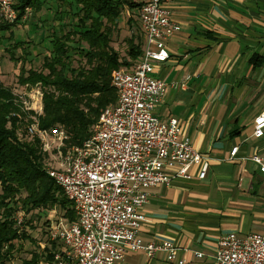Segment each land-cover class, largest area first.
Listing matches in <instances>:
<instances>
[{
	"label": "crops",
	"instance_id": "1",
	"mask_svg": "<svg viewBox=\"0 0 264 264\" xmlns=\"http://www.w3.org/2000/svg\"><path fill=\"white\" fill-rule=\"evenodd\" d=\"M163 4L181 31L168 42L169 59L153 65V74L168 85L155 113L163 122L179 119L182 137H189L209 160V170L200 179L196 165L191 179L152 188L140 230L147 241L175 242L185 264H215L211 256L222 235L264 233V175L252 159H264V136L254 135L255 120L264 111V0ZM130 12L138 14V21L133 15L129 22L139 25L146 42L140 8ZM42 13L27 23L34 35L20 40L29 43V58L37 62L50 49L49 13ZM234 147L239 149L231 159ZM197 251L205 256L197 257ZM118 264L176 263L163 254L149 258L139 251L127 253Z\"/></svg>",
	"mask_w": 264,
	"mask_h": 264
},
{
	"label": "built area",
	"instance_id": "2",
	"mask_svg": "<svg viewBox=\"0 0 264 264\" xmlns=\"http://www.w3.org/2000/svg\"><path fill=\"white\" fill-rule=\"evenodd\" d=\"M16 2L0 0L1 20L15 23L19 19ZM32 13L27 7L23 21ZM140 20L146 36L143 59L131 68L113 71L118 100L101 112L92 135L82 145L68 146L60 126H40V87L27 85L16 94L32 119L28 134L38 137L51 157L48 174L73 203L77 215L74 222L64 217L52 222L50 239L61 245L53 251L54 264H118L127 253L139 251L149 258L163 254L169 262L185 264L182 248L175 242L144 239L140 229L147 219L142 210L152 188L170 186L176 178L191 179L196 165L199 178L205 179L209 160L189 137H182L178 118L163 122L155 113L168 85L153 74V65L169 59L168 42L181 31V25L163 0L144 2ZM254 135L264 136V111L255 120ZM238 149L233 148L231 159ZM252 159L264 175L263 157ZM23 217L20 213V223ZM195 254L205 256L199 251ZM211 257L215 264H264V233L224 234Z\"/></svg>",
	"mask_w": 264,
	"mask_h": 264
},
{
	"label": "trees",
	"instance_id": "3",
	"mask_svg": "<svg viewBox=\"0 0 264 264\" xmlns=\"http://www.w3.org/2000/svg\"><path fill=\"white\" fill-rule=\"evenodd\" d=\"M56 1L55 16L47 19L52 22L50 49L39 68L26 66L32 62L25 45L29 43L13 44L14 28L22 23L27 7L42 13L53 9L51 0H17L19 19L15 23L0 21V46L5 38L8 40L4 34L9 32L13 46L10 43L12 47L6 48L11 59L22 64L19 84L41 88L40 126H60L66 132L67 145L79 146L92 135L101 112L118 100V91L112 84L113 71L131 68L144 54L142 35L126 39V56L113 43L125 5L134 10L144 2ZM19 48L24 49V55H17ZM18 99L15 91L0 81V264H12L19 257L18 264H54L53 251L60 247L58 241H46L44 251L36 248L29 257L20 255L26 241L36 246L40 243L30 231L36 228L33 221L55 208L70 222L77 216L73 203L48 174L51 157L43 151L40 139L28 134L32 119ZM20 213L24 214L21 223Z\"/></svg>",
	"mask_w": 264,
	"mask_h": 264
},
{
	"label": "rangeland",
	"instance_id": "4",
	"mask_svg": "<svg viewBox=\"0 0 264 264\" xmlns=\"http://www.w3.org/2000/svg\"><path fill=\"white\" fill-rule=\"evenodd\" d=\"M51 1L52 2L50 5L53 7V9L52 10L46 9L43 11L44 13L46 11H47V13H49L50 20H52L55 16L54 13L56 10V5H57L56 0H51ZM135 1H146V0H135ZM65 8H67V7H65ZM130 11H131V9L129 8L128 5H126L124 8V13L122 15L120 24L118 26L116 33H115V39L113 41L115 47L118 48V50L121 52V54L123 56H126V53H127L126 39L130 38V36L133 34L134 35H141V31L139 30V25H137V23H135L134 25H131L129 22V19L131 17H133V15L136 16V17L134 16L133 19H136V21H138V19H139L138 14H133ZM41 14H43V13H41ZM33 15H34V12L32 13V15H30L28 18H26L25 21H22V23L15 25V28H14V38L15 39L12 40L13 44L15 41L28 40L30 36L34 35L35 31L29 30L30 25L27 24L30 21V19H34ZM0 21H2V20L0 19ZM48 25H50L49 27L51 30L52 23L49 24V21H48ZM4 35H6V37H8V40H7V38H5L3 41V44L0 46V81L3 84H5L6 86L11 87L15 91V94H19V92L24 91V87H22L18 82V73L20 71L19 68L22 64L11 59V55L9 54L8 49H7L8 47L13 46L12 42L9 41L10 40V38H9L10 33L7 32ZM10 43L12 46L10 45ZM25 45H29V44H25ZM23 52H24V49L19 48L16 53L18 56H21V55H24ZM78 58L79 57L76 58L77 61H78ZM35 59H36V57H35ZM35 59L32 61L33 63L32 62L26 63V66L27 67L33 66L35 68H39L42 65L43 58H41V60L38 62ZM77 61H75L74 64L77 65ZM30 101H34V99L30 100ZM52 159H54V158H52ZM73 208H74V206H73ZM74 210H75V208H74ZM75 213H76V211H75ZM60 217H61L60 210L55 208L52 211H49L48 214L43 216L41 219H38V217H36L34 219L33 225H35L36 228L31 229L30 231H31V234L40 243H39V245L36 246L34 242L32 243L30 241H26L24 243V248H23L22 252L20 253L22 258L29 257L30 251H32L36 248H38V251L39 250L44 251V249L46 247L43 248L41 246V243L43 242L47 246V242H52V240L50 239V229L52 226V222L58 220ZM48 221H50L49 222L50 224L47 223ZM58 245L61 246L60 244H58ZM18 261H21L20 257L18 258V260L16 262H14L12 264H18Z\"/></svg>",
	"mask_w": 264,
	"mask_h": 264
}]
</instances>
